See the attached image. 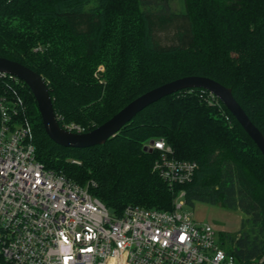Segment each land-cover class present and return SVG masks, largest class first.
<instances>
[{
	"label": "trees",
	"instance_id": "trees-1",
	"mask_svg": "<svg viewBox=\"0 0 264 264\" xmlns=\"http://www.w3.org/2000/svg\"><path fill=\"white\" fill-rule=\"evenodd\" d=\"M170 2L0 0V57L43 77L64 129L92 132L147 92L199 76L232 89L264 135V0H185L183 13ZM0 96L21 104L38 161L78 185L95 182L91 192L114 216L131 206L173 211L184 191L188 206L243 213L238 234L219 233L221 246L237 264H264V156L210 92L167 96L84 149L48 138L23 81L0 76ZM160 139L170 157L198 165L191 181L170 186L154 170L162 152L145 147Z\"/></svg>",
	"mask_w": 264,
	"mask_h": 264
},
{
	"label": "built area",
	"instance_id": "built-area-1",
	"mask_svg": "<svg viewBox=\"0 0 264 264\" xmlns=\"http://www.w3.org/2000/svg\"><path fill=\"white\" fill-rule=\"evenodd\" d=\"M20 105L0 96V264H237L215 229L184 211V191L173 211L131 206L117 217L91 192L95 182L46 169ZM147 147L162 152L154 170L170 186L193 179L198 165L170 157L164 139Z\"/></svg>",
	"mask_w": 264,
	"mask_h": 264
},
{
	"label": "water",
	"instance_id": "water-1",
	"mask_svg": "<svg viewBox=\"0 0 264 264\" xmlns=\"http://www.w3.org/2000/svg\"><path fill=\"white\" fill-rule=\"evenodd\" d=\"M0 74L17 78L29 87L37 102L46 135L52 142L63 148L84 149L103 145L115 137L140 112L159 100L179 91L203 89L210 92L225 105L264 156V135L253 124L235 99L232 89L207 77H185L162 85L132 101L113 118L94 131L76 133L60 126L48 86L42 76L18 62L1 57ZM153 144L154 141H151V145ZM145 151L152 153L153 149L145 147Z\"/></svg>",
	"mask_w": 264,
	"mask_h": 264
},
{
	"label": "rangeland",
	"instance_id": "rangeland-1",
	"mask_svg": "<svg viewBox=\"0 0 264 264\" xmlns=\"http://www.w3.org/2000/svg\"><path fill=\"white\" fill-rule=\"evenodd\" d=\"M170 7L174 12L183 13L185 12V0H171ZM103 70L100 67L98 72ZM184 211L192 214L196 222L210 224L217 234L222 232L238 234L242 220L245 218L239 211H229L220 206L203 203H196L193 207L185 204Z\"/></svg>",
	"mask_w": 264,
	"mask_h": 264
}]
</instances>
